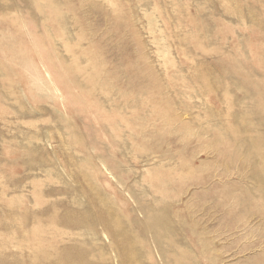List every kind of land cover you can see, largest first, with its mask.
<instances>
[{
	"label": "rangeland",
	"instance_id": "374dc122",
	"mask_svg": "<svg viewBox=\"0 0 264 264\" xmlns=\"http://www.w3.org/2000/svg\"><path fill=\"white\" fill-rule=\"evenodd\" d=\"M0 264H264V0H0Z\"/></svg>",
	"mask_w": 264,
	"mask_h": 264
}]
</instances>
